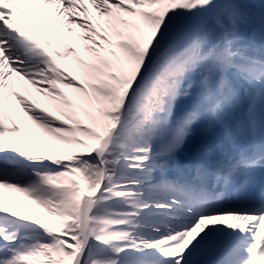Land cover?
<instances>
[{
  "label": "snow or ice",
  "instance_id": "1",
  "mask_svg": "<svg viewBox=\"0 0 264 264\" xmlns=\"http://www.w3.org/2000/svg\"><path fill=\"white\" fill-rule=\"evenodd\" d=\"M0 264H264V0H0Z\"/></svg>",
  "mask_w": 264,
  "mask_h": 264
},
{
  "label": "bare ground",
  "instance_id": "2",
  "mask_svg": "<svg viewBox=\"0 0 264 264\" xmlns=\"http://www.w3.org/2000/svg\"><path fill=\"white\" fill-rule=\"evenodd\" d=\"M81 18L83 17L81 16ZM66 71H69L71 74H75L74 70L72 69L71 64H69L66 67ZM24 87L27 89V91L26 92L22 91V94L26 95L30 100H33L34 102H36L38 107H44L45 110H49L47 105L44 103L43 99L34 91L31 85H27L26 82H24ZM32 127L34 128V126ZM36 131H39V130H36ZM41 135L43 134L41 133Z\"/></svg>",
  "mask_w": 264,
  "mask_h": 264
}]
</instances>
